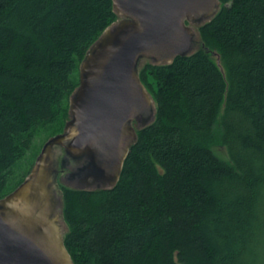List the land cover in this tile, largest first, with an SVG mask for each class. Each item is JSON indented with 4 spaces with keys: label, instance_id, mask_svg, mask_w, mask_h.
<instances>
[{
    "label": "trees",
    "instance_id": "1",
    "mask_svg": "<svg viewBox=\"0 0 264 264\" xmlns=\"http://www.w3.org/2000/svg\"><path fill=\"white\" fill-rule=\"evenodd\" d=\"M218 1L190 56L139 62L155 114L116 184L58 185L73 264H264V0ZM119 19L111 0H0V199L62 133L80 64Z\"/></svg>",
    "mask_w": 264,
    "mask_h": 264
},
{
    "label": "water",
    "instance_id": "2",
    "mask_svg": "<svg viewBox=\"0 0 264 264\" xmlns=\"http://www.w3.org/2000/svg\"><path fill=\"white\" fill-rule=\"evenodd\" d=\"M111 3L120 19L103 31L82 60L62 133L43 144L22 183L0 199V264H73L63 243L62 201L51 188L59 174L54 175L52 166L56 149L65 154L63 170L66 157L77 165L76 173L65 177L73 184L64 186L113 187L136 143V131L154 119L153 100L138 77L139 62L167 65L190 56L197 48V28L220 7L218 0Z\"/></svg>",
    "mask_w": 264,
    "mask_h": 264
},
{
    "label": "rangeland",
    "instance_id": "3",
    "mask_svg": "<svg viewBox=\"0 0 264 264\" xmlns=\"http://www.w3.org/2000/svg\"><path fill=\"white\" fill-rule=\"evenodd\" d=\"M197 39L195 38V41H196ZM195 47V46H194ZM43 139V138H42ZM42 139H39V138H37L36 140H35V144L33 145V147H32V149L30 150V152L26 155V157L24 158V160L22 161V162H20L19 163V165H18V168H17V172H18V174L20 173V172H22V171H24L26 168H27V166L30 164V162H31V160L33 159V156H34V152L36 151V149H38L39 148V144H41V141H42ZM45 143V142H44ZM43 143V144H44ZM43 146V145H42ZM40 148H42V147H40ZM39 148V150H41ZM38 150V151H39ZM40 152V151H39ZM60 151H59V149H56V151H55V153L54 154H61L62 153V151H61V153H59ZM214 152H215V154L219 157V158H221V159H225V154H224V152H223V150H220V149H217V148H215L214 149ZM39 154V153H38ZM37 157V156H36ZM36 159V158H35ZM75 166H77L76 165V163L73 165H70L69 166V164H67L64 168L65 169H67V170H65V172L67 171H71V170H73L74 169V167ZM65 172H63V173H59L58 175H57V177H56V181H53V183H52V186H51V188H52V191L54 192V194L56 195V198H58L59 199V195H60V193H59V186L58 185H60V184H64V185H69V186H71L73 183H72V181H71V179H67V178H65L64 176L63 177H61ZM56 182V183H55ZM62 228H64V226L62 227Z\"/></svg>",
    "mask_w": 264,
    "mask_h": 264
},
{
    "label": "bare ground",
    "instance_id": "4",
    "mask_svg": "<svg viewBox=\"0 0 264 264\" xmlns=\"http://www.w3.org/2000/svg\"><path fill=\"white\" fill-rule=\"evenodd\" d=\"M64 155H65L64 153H61V154H58L57 153V154H55V158H54V160L52 162V166L54 167V175H55V172L60 173V171L63 170L62 165H61V161L64 159ZM67 164H69V166H70L72 164V161H71V159H69V158L66 157V163H65V165H67ZM30 200H31L32 204L36 208L37 203L35 201V198H31Z\"/></svg>",
    "mask_w": 264,
    "mask_h": 264
},
{
    "label": "flooded vegetation",
    "instance_id": "5",
    "mask_svg": "<svg viewBox=\"0 0 264 264\" xmlns=\"http://www.w3.org/2000/svg\"><path fill=\"white\" fill-rule=\"evenodd\" d=\"M65 170H67V169L64 168V170H61L60 173L65 172ZM74 171H75V170H71V171L69 170L68 172L66 171L61 177H63V176H64V177H68V175H69L70 173L72 174ZM74 173H76V172H74ZM73 180H74V179H73Z\"/></svg>",
    "mask_w": 264,
    "mask_h": 264
}]
</instances>
